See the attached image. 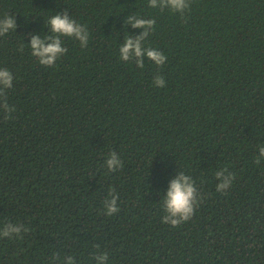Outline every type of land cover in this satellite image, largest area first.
Instances as JSON below:
<instances>
[{"label":"trees","instance_id":"1","mask_svg":"<svg viewBox=\"0 0 264 264\" xmlns=\"http://www.w3.org/2000/svg\"><path fill=\"white\" fill-rule=\"evenodd\" d=\"M189 3L181 15L148 0H0V18L17 24L0 36L15 108L0 110V228H28L0 237V264H100L105 252L104 264H264V0ZM65 9L88 44L62 37L67 52L41 65L31 37L51 34L48 19ZM129 15L155 20L144 46L163 52V66L120 59L124 37L144 31ZM224 168L235 179L221 193ZM180 171L201 199L172 227L162 197Z\"/></svg>","mask_w":264,"mask_h":264},{"label":"clouds","instance_id":"2","mask_svg":"<svg viewBox=\"0 0 264 264\" xmlns=\"http://www.w3.org/2000/svg\"><path fill=\"white\" fill-rule=\"evenodd\" d=\"M148 6L151 8H165L172 12H178L181 15L190 7L189 0H148ZM50 25L49 32L51 34L41 37V35H34L31 37L30 45L31 55L37 58L38 62L44 66H53L56 60L67 52V48L62 46V37H70L78 40L80 46L86 47L89 40V31L87 27L71 16L68 15L67 9L63 13L57 12L50 16L47 21ZM131 24L133 28H142L143 32L138 36H125L124 43L119 48L120 59L123 61H131L135 58L136 66L139 68L144 67V62L141 59L144 55L148 60L155 63L156 66H163L167 57L163 52L145 47L144 41L154 30L155 20L152 18H142L138 15H129L127 17V25ZM17 24L15 18L10 15H5L0 18V36L6 35L10 30H15ZM23 51V45H21ZM13 75L7 68H0V110L5 113V118L15 111V108L8 104L7 89L12 88ZM153 83L157 87H164V77L157 74ZM259 156L255 157V162L259 164L261 158H264V144L259 145ZM105 165L109 172H115L123 166L120 156L112 151L108 153L105 160ZM227 169L218 170L215 175L219 180L216 185V191L225 193L235 179L234 173L228 172ZM118 193L113 187H109L108 197L103 201L104 210L106 214L111 216L119 211L117 206ZM201 197L198 194L195 182L190 175H186L180 171L175 178L169 182L166 195L162 197V207L165 214L162 217V223L168 224L172 227H178L182 223L188 221L194 215V211L200 202ZM28 231V228L23 224H15L10 221L6 222L3 228H0V237L12 238L13 234L17 237L20 236L21 231ZM96 247H99L98 245ZM96 256V253L92 254ZM108 258V253L105 252L96 256L100 264ZM68 264H74L73 257H68Z\"/></svg>","mask_w":264,"mask_h":264}]
</instances>
